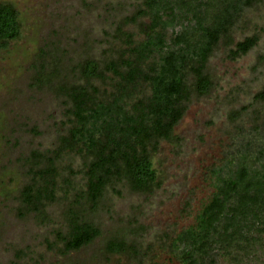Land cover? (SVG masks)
Wrapping results in <instances>:
<instances>
[{"label": "rangeland", "instance_id": "1", "mask_svg": "<svg viewBox=\"0 0 264 264\" xmlns=\"http://www.w3.org/2000/svg\"><path fill=\"white\" fill-rule=\"evenodd\" d=\"M0 3L11 4L21 23L18 39L0 46V264H186L185 254L191 248L177 237L196 228L197 216L219 180L228 178L237 166L260 171L264 164V100L255 98L264 90V0L242 5L236 13L205 63L213 87L204 96L193 94L184 104L183 116L173 129L177 139L159 142L152 158L160 185L146 194L123 184L106 190L97 208L87 209L88 219L101 230L100 237L70 253L60 252L56 235L67 232L63 215L75 192L86 184V150L81 151L82 143L65 148L61 141L73 128L69 120L73 117L67 113L70 103L55 86L74 78L37 80L39 66L48 72L49 63L57 58L61 71L85 59L101 66L121 60L136 65L137 50L159 34L163 47L138 61L143 74L154 75L163 56L186 46L174 41L177 35L185 34L190 45L204 40L201 27L212 23V8L206 4L216 0ZM253 36L257 42L246 54H232L237 43ZM192 65L197 66L191 61L182 70L189 83ZM122 83L121 76L109 72L104 81L92 85L100 100L108 102L112 94L117 95L114 87ZM136 85L132 95L124 97L126 104L151 92L142 79ZM34 151L46 153L47 158H52L47 152H59L51 164L43 161L37 168L39 172L52 169L46 187L54 192V199L43 200L47 221L28 209L22 197L24 188L34 182L35 188L46 184L30 174L26 160ZM253 212L256 219L243 218L238 226L240 233L255 237L254 248L244 260L264 264V224L260 223L264 205ZM115 239L134 246L138 254L107 253L108 243ZM198 264L234 263L219 244H213Z\"/></svg>", "mask_w": 264, "mask_h": 264}, {"label": "trees", "instance_id": "2", "mask_svg": "<svg viewBox=\"0 0 264 264\" xmlns=\"http://www.w3.org/2000/svg\"><path fill=\"white\" fill-rule=\"evenodd\" d=\"M151 1L157 3V0ZM230 2L216 0V4L207 3L212 8V23L201 27L204 40L190 45L185 34L177 35L174 41L178 45L186 42V46L163 56L159 70L154 75L143 74L138 61L163 47L164 41L159 34L155 38L149 37L137 50L136 65L132 61L121 60L119 63L111 61L101 66L95 60L85 59L61 71L56 67L61 62L57 58V64L49 63L48 72L44 65L39 66L37 80L51 83L52 79L60 75H64L67 80L70 76L74 78L72 82H59L55 86L56 91L70 103L67 113L73 117L69 119L73 128L61 141L65 148H73L74 144L82 143L81 151L86 150L83 165L86 184L75 192L73 201L63 215L67 232H57L56 237L62 244L60 252L79 251L100 237L101 230L88 219L87 209L95 210L106 190L115 184H123L134 192L146 194L160 185L153 164V153L159 142H173L177 139L173 129L183 116L186 108L184 104L190 97L193 94L204 96L213 87L212 80L204 72L208 56L227 32L242 5H249L253 0H237L233 5ZM20 32L17 10L11 4L0 3V46L5 47L10 41L18 39ZM256 42V36L247 37L236 44L232 54H246ZM47 54L41 52V56ZM191 61L197 66H190L193 81L189 83L182 70ZM122 68L125 71H121ZM109 72L121 76L123 83L114 87L117 95L112 94L111 100L103 102L92 83L104 81ZM141 79L151 87L149 95L136 99L130 105L123 102L124 97L132 95L137 80ZM255 98L264 100V90L257 93ZM47 153L52 158H47L46 153L34 151L26 160L33 180L43 179L46 184L35 188L34 182L33 186L25 187L22 192L28 209L35 212L42 221L48 220L43 211V200L51 202L54 199V192L46 187L49 184L46 177L52 173L49 172L52 169L39 172L37 168L41 162L47 161L48 165L54 157L59 156L58 151ZM262 204L264 164L260 171H251L244 165L230 171L228 178L219 180L209 202L197 216L196 228L177 237L179 242L191 248L185 254L186 264H198L213 244H219V248L232 263L245 264V257L247 260L254 248L255 237L240 233L238 226L243 218L250 216L256 219L257 215L253 211ZM263 221L261 219L260 223L264 224ZM106 251L109 254H138L134 246L117 239L108 243Z\"/></svg>", "mask_w": 264, "mask_h": 264}]
</instances>
